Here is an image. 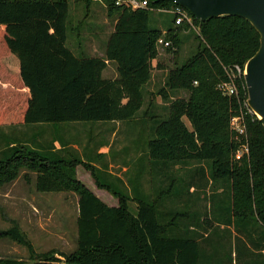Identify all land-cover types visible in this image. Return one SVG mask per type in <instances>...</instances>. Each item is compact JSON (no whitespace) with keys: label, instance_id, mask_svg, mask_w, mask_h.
I'll return each instance as SVG.
<instances>
[{"label":"trees","instance_id":"1","mask_svg":"<svg viewBox=\"0 0 264 264\" xmlns=\"http://www.w3.org/2000/svg\"><path fill=\"white\" fill-rule=\"evenodd\" d=\"M75 1L87 7L92 3ZM148 1L156 8L176 5L171 0ZM103 2L108 17L115 19L104 55L78 57L66 46L68 0H0V125L133 119L143 103V85L151 78L157 39L169 40L165 48L176 55L184 33H193V53L168 69L157 91L167 102L166 112L149 114L145 145L155 176L191 162L206 164V181L213 186L212 215L199 218L171 207L159 211L162 192L153 200L145 194L143 199L129 179L128 195L99 168L65 148L7 141L0 148V186L25 170V179L28 172L35 173L37 191L75 193L77 237L70 253H37L13 225L1 230L0 237L26 246L31 262L0 257V264H264V126L247 110L243 74L235 73L236 92L227 94L218 87L229 82L225 67H243L256 52L259 34L238 16L200 21L189 11L194 28L187 22L175 25L173 16L162 32L150 25V9ZM108 61L116 64L113 79L102 76ZM179 90L187 97L169 96V91ZM237 115L243 117V135L231 126ZM244 142L248 152L236 159L234 152ZM79 164L98 187L117 198L116 206L106 204L76 178ZM196 171L204 179V169ZM177 185L171 179L162 191L181 193ZM131 201L135 212L129 209ZM199 223L202 230H189Z\"/></svg>","mask_w":264,"mask_h":264},{"label":"rangeland","instance_id":"2","mask_svg":"<svg viewBox=\"0 0 264 264\" xmlns=\"http://www.w3.org/2000/svg\"><path fill=\"white\" fill-rule=\"evenodd\" d=\"M149 16L150 25L162 29V32L171 24L173 18L169 12L154 10H151ZM113 20L114 18L108 17L103 1L92 2L87 7L82 1L68 0L66 46L78 57L90 56L89 51L96 54L102 50L100 40L105 37L104 31L109 30ZM184 34L176 55L165 47L156 45L157 56L151 62V78L143 85V103L133 119L101 125L89 121L0 125V148L7 141H22L33 146L35 142H39L43 148L54 144L61 145L74 156L92 163L96 168L103 167L106 163L109 173L113 176L120 175V178L127 183L128 190L117 184L119 186L117 189L121 192L132 195L129 179L137 184L143 199L145 194L149 200H153L162 192L160 204H157L159 211L171 207L178 211L188 210L190 214L199 215V218L211 216L210 194L213 186L210 180L206 181L208 171L205 163L191 162L183 167L179 165L174 169L171 168L170 173L159 176L152 175L153 172L147 164L145 142L151 123L148 116L151 112L159 116L165 115L167 105V102L157 95V91L163 87L168 69L174 67L175 63H181L193 53L197 42L193 33L186 31ZM91 36L98 40L99 47L95 45L96 51L90 48L84 53L85 49L79 42H89ZM113 63L109 61L102 72L104 78L116 77V64L114 63V68ZM168 93L171 98L187 97V92L184 90ZM183 120L189 127L186 118ZM105 150L107 153H102ZM199 167L204 169V179L196 171ZM78 168L89 172L81 164ZM23 172L25 170L20 171L15 180L0 186V231L13 225L18 226L37 253L56 250L67 254L74 251L77 237L78 196L68 191H37L33 174L28 172L29 178L25 179ZM134 175H139V179H132ZM171 179L182 188L181 193L162 191L168 187ZM83 182L90 190L100 189L97 185L91 184L90 180L85 179ZM188 182H195L196 185L190 189L189 194H186L183 191ZM101 190L103 194L100 196H105L107 204H118L117 198L110 191L105 188ZM129 206L130 211L135 212L136 203L131 201ZM194 230H202L201 224L196 225ZM0 257L31 262L26 246L5 237H0Z\"/></svg>","mask_w":264,"mask_h":264},{"label":"water","instance_id":"3","mask_svg":"<svg viewBox=\"0 0 264 264\" xmlns=\"http://www.w3.org/2000/svg\"><path fill=\"white\" fill-rule=\"evenodd\" d=\"M171 1L184 7L200 21L222 15H233L246 19L257 31L259 46L245 63L244 79L248 93L247 105L264 126V0Z\"/></svg>","mask_w":264,"mask_h":264},{"label":"built area","instance_id":"4","mask_svg":"<svg viewBox=\"0 0 264 264\" xmlns=\"http://www.w3.org/2000/svg\"><path fill=\"white\" fill-rule=\"evenodd\" d=\"M92 2L95 1H103V0H90ZM114 4L117 6H125L131 9H150V10H154V11H164V12H169L174 16V24L178 25L181 22H187L189 23L193 28V24H192V18L191 15L188 13V11L176 4L175 6L169 8V9H165V8H156V7H150L149 6V1L148 0H113ZM171 43L169 40L164 39L163 37H159L156 41V45H160L163 47H167L169 46ZM225 71L229 77V82H222L219 84V88L227 94H232L234 92H236V87H235V83H234V76L235 73L239 76L240 74L245 73V64L243 65V67H240L239 65H234L233 68H227L225 67ZM245 105L247 107V110L249 112L253 111L248 107L247 105V101L245 102ZM231 126L233 128V130L238 133V134H245V126L243 123V117L242 115H237L235 117L232 118L231 120ZM248 152V147H247V143L244 142L240 145V147L236 150V152L234 153V156L236 159L241 158V156L245 153Z\"/></svg>","mask_w":264,"mask_h":264},{"label":"crops","instance_id":"5","mask_svg":"<svg viewBox=\"0 0 264 264\" xmlns=\"http://www.w3.org/2000/svg\"><path fill=\"white\" fill-rule=\"evenodd\" d=\"M111 18H114V16L113 17H111ZM114 24H115V19L113 20V23H112V25H111V27H109V30L108 31H104V34H105V37L104 38H102L101 40H100V46H102V50L101 51H98L96 54L95 53H92V51L90 52L89 51V49L90 48H92V50H94V51H96L95 49H96V47H95V45L97 46V42H98V40L97 39H95L93 36H91L90 37V41L89 42H86V43H82V41L81 42H79V43H81L82 44V46H83V49H85V51H83L84 53L85 52H87V51H89L88 53L90 54V56H103L104 55V49H105V42L107 41L106 39L108 38V35L113 31V27H114ZM104 28V27H103ZM107 36V37H106ZM106 38V39H105ZM78 43V44H79ZM95 47V48H94ZM97 47H99V46H97ZM78 48V47H77ZM154 61V60H153ZM153 61H151V62H153ZM111 62V61H110ZM109 63V61L107 62V64ZM113 63V62H112ZM113 66H114V68H115V65H114V63H113ZM105 70V69H104ZM103 70V71H104ZM102 71V72H103ZM108 78V77H107ZM114 122H118V121H105V122H100V121H98V122H95V123H97L98 125H101V124H104V123H114ZM98 131H100V130H98ZM54 150H60V149H63V146L61 147V145H56V144H54ZM102 153H107L106 152V150H105V152H102ZM101 153V154H102ZM147 164H148V166H149V162H148V160H147ZM96 165V164H95ZM79 166V165H78ZM78 166L75 168V176H76V178L78 179V180H80L83 184H84V182L83 181H85V179L86 180H90L91 181V184H93L94 186H96V184H95V182H94V179L92 178V176L90 175V174H88L89 172H84V170H82V169H79L78 168ZM176 167H178V166H175L174 168H176ZM101 171H103L104 172V176L106 177V179L107 180H113L114 181V183L115 184H120L121 186H125V187H127V183L125 182V181H123V178H120L121 176L120 175H118V174H115L116 176H113L111 173H109L107 170V165H106V163H105V165L103 166V167H98ZM149 168H150V166H149ZM173 168V169H174ZM86 171V170H85ZM33 174V177L35 178V173H32ZM34 178H33V181H34ZM119 180V181H118ZM160 184V183H159ZM85 185V184H84ZM161 185V184H160ZM189 185L190 186H188V187H186L185 188V190L183 191V193H186V194H189V191H191L190 189H193L194 188V186L196 185L195 184V182H192V183H189ZM159 186V185H158ZM98 188V187H97ZM188 188V189H187ZM102 188H100V189H96V190H91L97 197H99L102 201H104V202H106V200H105V196L103 197V196H100V194L102 195L103 193H101V192H103L102 190H101ZM221 189H219V191H220ZM96 191H98V192H100V193H98V192H96ZM106 204H107V202H106ZM108 205H110V203L108 204ZM117 204H114L113 206H116ZM112 206V205H111ZM189 230H193L194 231V229L192 228V227H190L189 228ZM190 234H192V233H190ZM205 235H206V233H204ZM199 240V239H198Z\"/></svg>","mask_w":264,"mask_h":264},{"label":"bare ground","instance_id":"6","mask_svg":"<svg viewBox=\"0 0 264 264\" xmlns=\"http://www.w3.org/2000/svg\"><path fill=\"white\" fill-rule=\"evenodd\" d=\"M259 116V115H258Z\"/></svg>","mask_w":264,"mask_h":264}]
</instances>
